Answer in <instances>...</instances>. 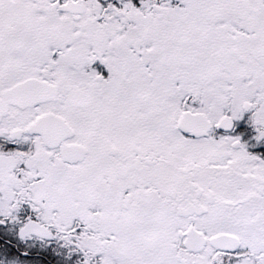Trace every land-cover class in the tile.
<instances>
[{
    "label": "snow or ice",
    "instance_id": "snow-or-ice-1",
    "mask_svg": "<svg viewBox=\"0 0 264 264\" xmlns=\"http://www.w3.org/2000/svg\"><path fill=\"white\" fill-rule=\"evenodd\" d=\"M0 264H264V0H0Z\"/></svg>",
    "mask_w": 264,
    "mask_h": 264
}]
</instances>
